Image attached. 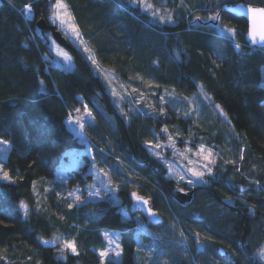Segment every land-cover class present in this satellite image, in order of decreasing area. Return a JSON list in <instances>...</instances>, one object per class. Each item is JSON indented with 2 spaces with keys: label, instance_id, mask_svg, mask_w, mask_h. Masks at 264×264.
<instances>
[{
  "label": "trees",
  "instance_id": "obj_1",
  "mask_svg": "<svg viewBox=\"0 0 264 264\" xmlns=\"http://www.w3.org/2000/svg\"><path fill=\"white\" fill-rule=\"evenodd\" d=\"M54 1L0 0V138L10 143L0 162L13 177L0 179V264H101L104 228L117 229L121 243V259L109 257L105 264H264L258 255L264 244V48L249 44L244 16L221 9L238 0H170L174 23L152 20L127 0H65L97 63L136 89L131 97L143 90L156 105L162 92L187 96L201 83L229 115L204 125L168 104L163 113L124 100L119 108L67 34L74 68L61 65L51 30L36 24L40 17L51 22ZM218 23L237 31L225 35ZM85 105L95 118L84 128L93 158L67 124ZM163 126L219 152L206 183L189 185L167 175L145 144L166 138ZM71 148L108 173L117 199L100 194L74 201L69 193L85 195L94 173L85 162L59 178ZM179 187L193 190L189 201L175 198ZM133 193L152 197L162 221L152 223L139 211ZM53 236L73 239L76 253L64 250L60 257L59 241L45 246Z\"/></svg>",
  "mask_w": 264,
  "mask_h": 264
},
{
  "label": "rangeland",
  "instance_id": "obj_2",
  "mask_svg": "<svg viewBox=\"0 0 264 264\" xmlns=\"http://www.w3.org/2000/svg\"><path fill=\"white\" fill-rule=\"evenodd\" d=\"M127 1H129L133 5H136L132 3V0H127ZM147 2L153 5V10L159 9L161 15L170 14L172 16V21H170L171 23H174L176 21V18L173 16V12H174L172 8L173 4L170 3V0H147ZM63 3L66 4L65 0H63ZM55 4H56V0L52 4V6ZM52 6H51V12H50L49 17L53 15L54 9ZM67 8H68V11L71 13V16L73 17V14L70 8L68 7V5H67ZM149 13H150L152 20L161 21L158 18V16L153 17L151 15V12ZM73 22L78 27L76 21L73 20ZM161 22H169V21H161ZM57 24L59 25L58 21H57ZM218 24L221 26H227L229 28H234L232 25L230 26L229 24H223V23H218ZM63 30L68 35V37L83 51V53L88 57V59L91 62L93 61V59L96 61L95 64L92 62L93 67L95 71L99 73L101 77L104 79L108 90L114 96V101L119 108H122V107L124 108L123 100L126 101L128 105L130 106L141 107L143 110H148L149 112H153V113L158 112L156 110V107H158V110L160 111L161 108L163 109L165 108V105L166 107L169 105L177 109V111L183 112V114L185 113L187 115L193 116L195 122L199 125L203 124L202 123L203 121H206V124H211L212 122H215L216 119L218 120V117H222L224 120H227V118H229L228 113L221 107L219 103L213 100V97L211 96V94L205 91L201 83L198 84V88L195 93L191 95H187V96L174 97L173 91L170 90L169 91L170 96L168 97L165 94V92H162L159 95V97L156 98L158 99V102H159L156 105H154L153 100L150 102L148 101V99H146L147 93H145L143 90L140 91L137 94V96L133 95V97H131L129 92L133 90V87L132 88L125 87L122 81L117 78V76L112 70L105 68V67L103 68L97 63V60H96L97 58L95 57L93 50L88 45L87 41L85 40L80 30L79 32L81 34L83 43H80L79 40L73 37L71 32L68 30L67 25H65ZM50 40H51L52 49L54 50L55 54L59 58L58 59L59 63L68 69L74 68V61H73L70 51L66 47L59 44L54 39V37L50 36ZM85 48H87L88 51H85ZM61 53H66L69 58L65 59L64 55H62ZM153 91H155L154 87H153ZM114 92L118 93L119 95L114 94ZM161 97L164 98L163 102H161L160 100ZM132 98H134V100ZM145 99L148 102L147 104H144ZM77 120L81 121L84 124V127L82 129L80 128L79 124L76 123ZM91 122L92 123L95 122V118L93 117L91 110L88 109L86 105L72 112L70 116L67 118V124L69 128L72 129L79 136L81 141L86 142L88 153L91 155V158H93V151H94V148L92 146L93 144L90 141V139L87 137L84 131L85 126ZM165 127H167V132L164 133L162 131V133L166 135V138L162 139L161 137H159L154 142H151L152 145H155L156 143H160L162 145L161 148L154 149V148H151L147 143L145 144L153 154L157 152L159 153L158 157L161 158L164 164L167 166V169H168L167 175L175 178L179 182L185 181L189 185H196L199 183H203L200 180H198L196 177H194L192 173L188 171V168L197 167L198 170H203L202 165L206 163V161L203 160V156L207 154V150H211L213 153L212 157L210 158L213 161V163H211L210 165L212 167L211 175H213L214 165H215L217 156L219 155V152L216 151L215 148L207 144H204L200 141H196L195 143H193L192 138L189 136L182 137L181 130L178 128H175V130H172L168 126H163L162 129H164ZM169 136L172 137L171 142L168 139ZM3 141H7V140L0 138V158H5L7 156V153L10 147V143L8 141L6 144L3 143ZM200 145L204 146L205 151L203 153H200ZM82 152L83 151L81 149H77V148L68 149L67 153L70 155V160L64 161L61 163L59 174H58L59 178L63 179V178H66V171L68 170V168L75 166V165L77 166L83 163L85 164V162L89 164V169L94 173V179L93 181L89 183H85L87 187L86 192H84L85 195H83L82 192L80 191L72 193V197L74 201H77L76 197H79V201H81L85 198L97 197L100 194H106L113 199H117L116 188L113 182L111 181L108 173L104 172L96 164L94 160L90 159L91 161H86ZM189 161H193V163L189 164ZM197 161H199V163H196ZM108 165L111 166V163H108ZM5 171L9 174L12 180L13 177L6 169L3 168L2 162H0V175H2V173ZM208 175L209 174L207 173L205 174L204 180L207 181ZM120 176L123 178L122 179L120 177V180H122L120 182H123L124 179L126 178L123 171H121ZM181 176H183L184 178L181 179L180 178ZM190 180L195 181V182L189 183ZM84 196L86 197L84 198ZM23 206L24 208L26 207L25 203H23ZM102 233L104 234L107 240V245L103 250H100L99 253L103 251H107L109 255L102 259L101 264H105L106 259L109 257L114 258L116 260H120L121 259V243H120V238H119V231L117 229H111V228L105 229L104 228L102 229ZM106 233L108 234L107 237L105 235ZM45 239H49V238H45ZM50 239L60 242V246L58 247L60 250L58 252V255L60 257L65 256L64 250H70V249L64 248V242L65 241L74 242L73 239L61 238L59 236H53ZM110 240L112 241L111 243H110ZM182 242L186 246L189 245V243L186 240ZM117 245H119L118 248H117ZM201 247H203V244L200 243V241H198V248H201ZM61 249H63V252H61ZM116 252L120 253L119 256L115 255ZM258 255L260 256L262 260H264V244L262 245L260 249H258Z\"/></svg>",
  "mask_w": 264,
  "mask_h": 264
},
{
  "label": "snow or ice",
  "instance_id": "obj_3",
  "mask_svg": "<svg viewBox=\"0 0 264 264\" xmlns=\"http://www.w3.org/2000/svg\"><path fill=\"white\" fill-rule=\"evenodd\" d=\"M132 3L137 4V6L142 7L144 11L146 12H151V15L153 17H157L161 20V21H172V16L169 15H161L160 14V10L159 9H155L153 10V5L151 3H148L147 0H132ZM181 3L183 5V0H181ZM54 11H53V15L50 16V21L52 23H57V21L59 22V26L63 29L65 27V25H67L68 30L71 32V34L73 35V37L77 40L80 41V43H83V40L81 38V34L79 32L78 27L75 25V23L73 22L74 18L71 16V13L68 11L67 5L65 3H63V0H56V4L52 6ZM25 9L26 11V16L28 14H30V9H31V5H25ZM237 9L239 11H241L242 13H244L245 15H247L248 13H250L252 15L253 18H255L256 15L260 14V15H264V8H256V7H252V6H247L245 7L244 5H239L237 6ZM199 19V18H197ZM207 19L209 20H218L219 19V15L217 16H210L207 17ZM216 28H220L221 31L228 36H232L235 34V32L237 31V29L235 28H229L227 26H221L219 24L215 25ZM257 36H259V40L260 42H264V33H257L254 30L249 32V37L251 38V40L255 43L256 42V38ZM237 48L240 47L239 44L235 45ZM58 47V45H57ZM85 51H88L87 48H85ZM62 55H64L65 59H68L69 57L67 56L66 53H61ZM91 58V57H90ZM94 64L96 63V61L93 59L92 61ZM136 89H133V92H135ZM116 95H119L118 93H115ZM161 102H163L164 98L161 97L160 98ZM161 113H163V108L160 109ZM77 124H79L80 128L82 129L84 127V124L77 120L76 121ZM162 131L164 133L167 132V127H165L164 129H162ZM169 141H172V137L169 136L168 137ZM3 143H7V141H3ZM151 148L154 149H159L162 147V145L160 143H156L155 145H152L151 141H147L146 142ZM205 151L204 146L200 145V153H203ZM157 156H159V153H155ZM183 155V154H182ZM199 155V153H198ZM213 153L211 150H207V154L203 156V160L206 161V163H204L202 165V169L203 170H198L197 167H189L188 171L192 173V175L194 177H196L198 180H200L201 182L206 183L207 181L204 180L205 174H212V167L210 166L211 163H213V161L210 159L212 157ZM193 161H189V164H192ZM196 163H199V161H197ZM181 179H183L184 177L181 176ZM0 179L6 180V181H10L11 177L9 176V174L5 171L2 173V175H0ZM195 181L190 180L189 183H194ZM98 194V193H97ZM69 195H72V193H69ZM133 197H135L136 200H141V198L139 196L136 195V193L132 194ZM77 201H79V197H76ZM144 204H147V201H143ZM69 208L72 207V204L68 205ZM148 212L150 215H152V211L151 209H148ZM107 237V233L105 234ZM112 241L110 240V243ZM45 243H47V241H45ZM119 247V245H117V248ZM64 248L66 249H70L73 253H76V246H75V242H71V241H65L64 242ZM61 252H63V249H61ZM119 252H116L115 255L119 256ZM109 255V253L107 251H103L100 253V257L101 259L107 257Z\"/></svg>",
  "mask_w": 264,
  "mask_h": 264
},
{
  "label": "water",
  "instance_id": "obj_4",
  "mask_svg": "<svg viewBox=\"0 0 264 264\" xmlns=\"http://www.w3.org/2000/svg\"><path fill=\"white\" fill-rule=\"evenodd\" d=\"M239 5H244L245 7L250 5L256 8H264V5L253 3V2H248L245 0H238L234 2H224L221 4V9L235 12L237 14L244 16L247 19L248 27H247V32H246V39L249 41L250 45L256 46L259 48H264V42H260L259 36H257L255 43L249 37V32L253 30L257 33H264V15L258 14L255 16V18H253L250 13L245 15L244 13H242L241 11L237 9V6ZM36 24L40 29H50L54 39L62 46L66 48H73V44L68 39L66 33L62 31L60 28H58L54 23L48 22L44 17H40L39 19L36 20ZM136 195L141 198V200L139 201L135 199L136 208L142 213H144L145 215H147L152 223L161 222L163 217L154 208L153 198L147 197L139 193H136ZM192 195H193L192 189H182V188L175 189V198L179 202L184 203V202L189 201ZM143 201H147V204H144ZM148 209H151L152 215L149 214ZM45 241H47V243H45ZM45 241L43 242L45 246H55L56 245V242L54 240L47 239ZM217 248L219 252L221 253V255H223L224 257L230 258L232 256V253L229 250H227L224 246L218 245Z\"/></svg>",
  "mask_w": 264,
  "mask_h": 264
},
{
  "label": "built area",
  "instance_id": "obj_5",
  "mask_svg": "<svg viewBox=\"0 0 264 264\" xmlns=\"http://www.w3.org/2000/svg\"><path fill=\"white\" fill-rule=\"evenodd\" d=\"M27 11V10H26ZM28 18H32L33 17V11L30 9V14L27 15Z\"/></svg>",
  "mask_w": 264,
  "mask_h": 264
},
{
  "label": "crops",
  "instance_id": "obj_6",
  "mask_svg": "<svg viewBox=\"0 0 264 264\" xmlns=\"http://www.w3.org/2000/svg\"><path fill=\"white\" fill-rule=\"evenodd\" d=\"M95 55V54H94ZM95 57H96V55H95Z\"/></svg>",
  "mask_w": 264,
  "mask_h": 264
},
{
  "label": "bare ground",
  "instance_id": "obj_7",
  "mask_svg": "<svg viewBox=\"0 0 264 264\" xmlns=\"http://www.w3.org/2000/svg\"><path fill=\"white\" fill-rule=\"evenodd\" d=\"M231 258V257H230Z\"/></svg>",
  "mask_w": 264,
  "mask_h": 264
}]
</instances>
